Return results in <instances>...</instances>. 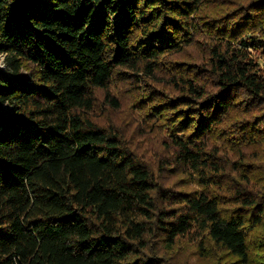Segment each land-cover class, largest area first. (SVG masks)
<instances>
[{"label": "trees", "instance_id": "16d2710c", "mask_svg": "<svg viewBox=\"0 0 264 264\" xmlns=\"http://www.w3.org/2000/svg\"><path fill=\"white\" fill-rule=\"evenodd\" d=\"M249 48L264 55V0H0V264H166L158 246L194 234L216 264H264ZM113 81L159 118L156 168L84 113L97 93L120 107ZM179 169L201 190L159 180Z\"/></svg>", "mask_w": 264, "mask_h": 264}, {"label": "rangeland", "instance_id": "374dc122", "mask_svg": "<svg viewBox=\"0 0 264 264\" xmlns=\"http://www.w3.org/2000/svg\"><path fill=\"white\" fill-rule=\"evenodd\" d=\"M250 36L252 33H246L242 39L247 41ZM234 44L237 48L243 49L239 43ZM246 53L249 60L257 65L259 75L264 79V55L251 48L247 49ZM5 58L6 56L0 55V71H8ZM22 73L24 76H28L30 71L24 70ZM143 88L141 85V89ZM110 91L119 100L120 107H114L105 99L103 93H97L95 107L93 110L84 113L105 127L120 129L131 148L145 161L155 163L156 168L157 159L166 151L169 144V139L165 135L157 136L152 132L159 122V118L154 119L151 127L147 126L148 119L143 117V110L140 108L141 105H144V96L140 98V103L136 104L138 91L132 89L131 86H126L123 82L113 81ZM6 108H10V106H6ZM170 164L173 163L170 162L169 165L167 163L164 167L171 168L172 165ZM160 174L162 179L159 178V180L174 191L200 189L198 176L192 170L179 169L174 173L172 171L163 172L162 170ZM201 240L202 238L194 234L178 241L173 249L167 250L158 246V252L160 251V254L167 260L166 264H216L218 251L210 250L205 246L200 247Z\"/></svg>", "mask_w": 264, "mask_h": 264}]
</instances>
